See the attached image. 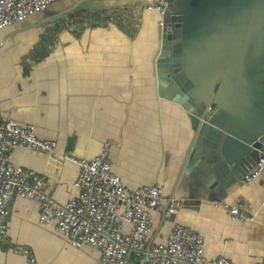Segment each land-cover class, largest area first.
Here are the masks:
<instances>
[{"label": "crops", "instance_id": "0c3cea01", "mask_svg": "<svg viewBox=\"0 0 264 264\" xmlns=\"http://www.w3.org/2000/svg\"><path fill=\"white\" fill-rule=\"evenodd\" d=\"M148 3L61 0L49 11L66 13V24L56 21L55 14L41 13L1 30L0 123L32 124L39 139L56 141L60 152L89 161L104 143H113V171L126 185L161 183L167 199L174 194L184 202L174 215L164 214L167 202L155 211L150 241L166 244L179 222L206 236L209 260L224 256L236 264H264V171L248 185L238 182L217 192L215 180L209 183L212 190L196 181L193 161L178 181L194 129L181 105L158 96L154 60L159 18L143 10ZM12 162L37 173L48 168L47 154L29 148L15 150ZM78 175L76 164H64L59 180L51 183L57 202L66 204L78 195ZM215 201L254 219L232 220ZM39 217L34 201L15 198L10 203L9 235L31 248L36 264H102L100 250L73 248L55 224L43 226ZM0 264L30 263L0 250Z\"/></svg>", "mask_w": 264, "mask_h": 264}, {"label": "built area", "instance_id": "2783aa9c", "mask_svg": "<svg viewBox=\"0 0 264 264\" xmlns=\"http://www.w3.org/2000/svg\"><path fill=\"white\" fill-rule=\"evenodd\" d=\"M61 0H0V31L24 22L35 14L46 12ZM143 10L166 15L164 0H148ZM113 143H104L95 160L79 159L60 152L56 141L41 140L32 124L22 126L10 119L0 123V250L27 258L36 264L31 248L13 242L9 235L10 203L15 198L36 202L40 224H55L58 234L73 248L86 246L101 251L102 264H236L221 256L205 257L206 236L194 227L175 223L166 244L150 241L154 234L155 211L167 202V214L174 215L184 207L176 198L167 199L161 183L134 188L126 185L113 171ZM29 148L48 156V168L37 173L12 162L15 150ZM71 162L79 167L76 197L66 204L52 195L51 183L59 180L63 166ZM264 171V153L258 163L239 181L245 186ZM232 220L254 218L238 207L215 201Z\"/></svg>", "mask_w": 264, "mask_h": 264}, {"label": "water", "instance_id": "95a60500", "mask_svg": "<svg viewBox=\"0 0 264 264\" xmlns=\"http://www.w3.org/2000/svg\"><path fill=\"white\" fill-rule=\"evenodd\" d=\"M164 1L154 60L158 96L181 105L194 129L178 181L195 161L196 181L219 192L264 153V0ZM55 15L66 24V13Z\"/></svg>", "mask_w": 264, "mask_h": 264}, {"label": "trees", "instance_id": "16d2710c", "mask_svg": "<svg viewBox=\"0 0 264 264\" xmlns=\"http://www.w3.org/2000/svg\"><path fill=\"white\" fill-rule=\"evenodd\" d=\"M155 13L157 14V16L159 18V20L157 21V25H159L160 24V21H161V15L159 13H157V12H155Z\"/></svg>", "mask_w": 264, "mask_h": 264}, {"label": "bare ground", "instance_id": "6f19581e", "mask_svg": "<svg viewBox=\"0 0 264 264\" xmlns=\"http://www.w3.org/2000/svg\"><path fill=\"white\" fill-rule=\"evenodd\" d=\"M175 44H177V43H175ZM175 44H173V46H174ZM214 146H216V145H214ZM233 165H235V164L233 163Z\"/></svg>", "mask_w": 264, "mask_h": 264}]
</instances>
